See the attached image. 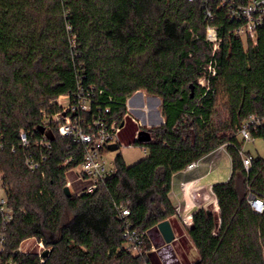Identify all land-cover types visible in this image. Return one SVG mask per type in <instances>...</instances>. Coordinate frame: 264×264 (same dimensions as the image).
Instances as JSON below:
<instances>
[{
  "label": "trees",
  "instance_id": "16d2710c",
  "mask_svg": "<svg viewBox=\"0 0 264 264\" xmlns=\"http://www.w3.org/2000/svg\"><path fill=\"white\" fill-rule=\"evenodd\" d=\"M232 1L250 0H0V174L11 210L2 264H153L158 225L176 213L173 176L225 143L231 175L213 185L220 218L206 207L193 213L192 264H264V218L247 202V186L264 194V156H251L247 172L237 135L248 117L264 115V33L256 42L237 35ZM208 25L217 29L216 49ZM80 87L92 92V113L120 124L128 99L144 90L161 100L164 122L146 128L150 142L135 141L144 158L128 165L119 154L116 174L68 197L67 174L83 163L84 147L61 136L53 117L65 110L59 99L72 100ZM44 135L49 150L37 144ZM252 135L264 138V128ZM43 154L31 173L26 158ZM121 205L144 237L142 255L127 248ZM30 238L48 254L21 251Z\"/></svg>",
  "mask_w": 264,
  "mask_h": 264
},
{
  "label": "built area",
  "instance_id": "2783aa9c",
  "mask_svg": "<svg viewBox=\"0 0 264 264\" xmlns=\"http://www.w3.org/2000/svg\"><path fill=\"white\" fill-rule=\"evenodd\" d=\"M228 15L232 20L241 22L236 29L237 35L256 42L260 32L264 33V0H250L247 4H236L232 1ZM207 16L212 17V12L208 11ZM206 40L214 45V49L218 47V34L214 26H207ZM209 69L212 74H216L212 63ZM91 93V91L80 87L73 95L72 100H70V105L65 107L64 112L53 117L54 121L59 122L57 129L61 136L69 137L73 142L84 147V161L80 165L82 169L75 173L77 180L84 183L80 194L93 192L106 179L116 174L115 166H108L105 154L110 151V145L116 144L118 148L120 147L121 133L125 126L124 122L120 124L115 119L109 120L106 115L92 113ZM263 128L264 115L253 114L238 128L237 135L240 141L242 140V143L255 141V137L252 135L253 130L258 131ZM20 138L24 146L29 145V140L25 132H22ZM37 144L46 150L52 147L51 140L47 135H44ZM228 145V143L222 144L215 151L224 150L228 153ZM144 149L147 151L146 148ZM238 152L245 170L249 172L252 165L251 155L245 152L244 145L238 149ZM47 157L44 154L40 155V159L36 156L35 158L28 156L25 160L27 168L31 173L37 172ZM199 161L189 163L184 170L194 169L198 166ZM67 186L69 188L73 187L69 179ZM183 190L186 196L192 198L194 205L199 208L206 207L211 209V207L213 208V206L218 205L213 185H203L200 179L183 183ZM247 190V202L250 208L264 218V194L257 193L250 186H247ZM0 206L5 215L3 222L0 223V264H2L1 253L4 251L6 240L4 230L6 224L11 219V210L8 207V191L2 174H0ZM176 212L179 213V208L176 209ZM129 215L130 209L128 205L117 207V216L122 222L123 236L127 240V248L133 254L142 255L144 252V237L132 227V223L129 221ZM192 217L193 215H185L183 216V221L186 224H190L192 223ZM40 245L44 247L43 242ZM7 264L16 263L10 261Z\"/></svg>",
  "mask_w": 264,
  "mask_h": 264
},
{
  "label": "rangeland",
  "instance_id": "374dc122",
  "mask_svg": "<svg viewBox=\"0 0 264 264\" xmlns=\"http://www.w3.org/2000/svg\"><path fill=\"white\" fill-rule=\"evenodd\" d=\"M223 102V99L219 97L217 110L220 111L223 118H226V114L223 110ZM59 103L64 107H68L70 105L69 96H62L59 99ZM129 103V107L130 105L133 106V108L136 110V113L139 112L142 114L141 119L146 121L144 124L145 126L151 127L150 124L155 126L162 124L163 116L161 115L160 109L161 100L158 97L153 98L152 96L148 95L146 91L141 90L139 93L134 95V98ZM148 110L150 111L147 112ZM141 119L131 110L128 111V119L121 133L120 147L116 151H109L105 154V159L108 166H115V159L119 154L128 165L136 163L147 155V151H145L144 147L135 143L137 132H134V130L136 127L142 128L139 126ZM243 145L245 152L249 153L252 157L264 156V138H256L255 141H249L243 143ZM203 163L207 168L206 172H208L209 168L212 166V171L208 177L203 179V185H213L216 182H225L229 179L231 175V158L226 151L219 150L208 154L205 156ZM81 169L82 168L80 166L69 171L67 174V179L71 181L73 186L70 188V190L76 194H80L84 187V183L79 182L77 180V175H75V173L79 172ZM211 209L213 208L211 207ZM41 242L42 241L37 238H30L21 244L20 249L25 253L38 254L43 251H47L48 249L45 247L44 243V247L40 245Z\"/></svg>",
  "mask_w": 264,
  "mask_h": 264
},
{
  "label": "crops",
  "instance_id": "0c3cea01",
  "mask_svg": "<svg viewBox=\"0 0 264 264\" xmlns=\"http://www.w3.org/2000/svg\"><path fill=\"white\" fill-rule=\"evenodd\" d=\"M129 104L130 103L127 102L128 107ZM129 110L136 114L140 119L142 118V114L139 112V114L136 113V110L133 108V106L130 105L128 111ZM145 122L146 121L144 119H141L139 126L142 127ZM162 122H164V118H162ZM204 158L205 157L200 159L198 166L194 169L182 170L173 176L170 195L174 205L176 206V209L179 208V213L176 212L169 221L173 228L175 238L172 242L167 243L158 228L159 232L155 233L154 241H151L152 249L149 252L153 264H192L199 259V253L188 232L192 223L186 224L183 221V216H192L199 207L194 205V200H192V198L186 196L183 190V183L200 179L201 184H203V179L208 177L212 171L211 166L209 171L206 172L207 168L203 163ZM212 210L215 215L220 218L219 206H213ZM148 237L151 240L150 235Z\"/></svg>",
  "mask_w": 264,
  "mask_h": 264
},
{
  "label": "water",
  "instance_id": "95a60500",
  "mask_svg": "<svg viewBox=\"0 0 264 264\" xmlns=\"http://www.w3.org/2000/svg\"><path fill=\"white\" fill-rule=\"evenodd\" d=\"M139 92L140 91H137L135 94H137ZM134 95H132L130 97L128 102H130L134 98ZM150 126L154 127L155 125L151 124ZM146 128H147V126L142 125V128L137 131L136 141H139L141 143H148L151 141V139H152L151 133ZM109 150L110 151L118 150V145H116V144L110 145ZM64 191L68 197H70L72 195V192L68 186L65 187ZM158 228H159L161 234L163 235V237L167 243H170L174 240L175 234H174L173 228H172L169 220H165V221L159 223ZM47 254H48V251H45L43 256H46Z\"/></svg>",
  "mask_w": 264,
  "mask_h": 264
},
{
  "label": "bare ground",
  "instance_id": "6f19581e",
  "mask_svg": "<svg viewBox=\"0 0 264 264\" xmlns=\"http://www.w3.org/2000/svg\"><path fill=\"white\" fill-rule=\"evenodd\" d=\"M150 110H148L147 112H149Z\"/></svg>",
  "mask_w": 264,
  "mask_h": 264
}]
</instances>
